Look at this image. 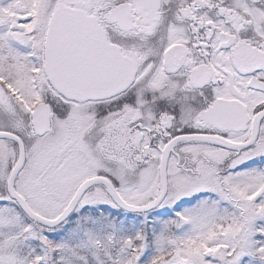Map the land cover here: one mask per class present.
Wrapping results in <instances>:
<instances>
[{
    "label": "snow or ice",
    "instance_id": "snow-or-ice-1",
    "mask_svg": "<svg viewBox=\"0 0 264 264\" xmlns=\"http://www.w3.org/2000/svg\"><path fill=\"white\" fill-rule=\"evenodd\" d=\"M0 264H264V0H0Z\"/></svg>",
    "mask_w": 264,
    "mask_h": 264
}]
</instances>
